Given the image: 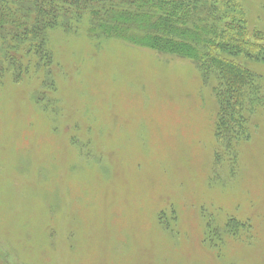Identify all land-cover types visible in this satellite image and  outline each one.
<instances>
[{
  "label": "rangeland",
  "instance_id": "1",
  "mask_svg": "<svg viewBox=\"0 0 264 264\" xmlns=\"http://www.w3.org/2000/svg\"><path fill=\"white\" fill-rule=\"evenodd\" d=\"M236 4L264 45V0H224L223 27ZM67 24L48 64L0 38V264H264V55L236 58L255 79L230 146L215 74L84 13Z\"/></svg>",
  "mask_w": 264,
  "mask_h": 264
},
{
  "label": "trees",
  "instance_id": "2",
  "mask_svg": "<svg viewBox=\"0 0 264 264\" xmlns=\"http://www.w3.org/2000/svg\"><path fill=\"white\" fill-rule=\"evenodd\" d=\"M223 1L0 0V38L6 46L3 32L7 31L12 40L31 43L34 54L48 64L51 55L46 32L84 13L93 23L114 29L122 37L132 31L133 38L148 42L161 53L192 59L205 67L204 79L211 81L213 73L219 81L215 89L216 136L221 144L231 146L236 140L248 138L244 111L247 91L255 79V74L236 58L245 55L259 59L264 55V45L250 39L245 20L238 17L242 14L241 2L231 6V15L224 27L221 25ZM6 55L19 78L23 63L10 53Z\"/></svg>",
  "mask_w": 264,
  "mask_h": 264
}]
</instances>
